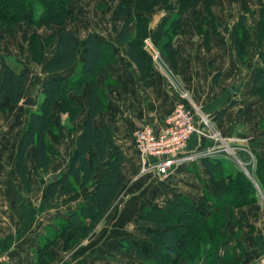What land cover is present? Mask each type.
I'll list each match as a JSON object with an SVG mask.
<instances>
[{"label": "trees", "instance_id": "obj_1", "mask_svg": "<svg viewBox=\"0 0 264 264\" xmlns=\"http://www.w3.org/2000/svg\"><path fill=\"white\" fill-rule=\"evenodd\" d=\"M74 1L0 0V29L4 28L3 30L11 32L19 25L51 27L52 23L57 22L62 25L63 19L72 14L70 6ZM196 1L199 0H184L185 5H182L176 14L177 18H164L159 25L161 34L158 33V36L162 37L165 34L167 23L179 26V13ZM161 4L168 11L173 10L168 0H121L114 10V16L122 17L125 21L117 40L120 44L126 45L127 56L136 65L142 80L150 75V67L142 41L146 33L147 17L140 13L146 15ZM246 20L245 16L241 17L240 22L235 23L230 30L235 38L236 50L239 52L242 51L243 41L246 39V36L242 37ZM134 21L137 32L135 37L128 29ZM262 23L261 34L264 36V19ZM224 32L228 33L229 30L224 28ZM240 32L242 34H239ZM47 39L54 46L52 56L45 59L47 49L38 42L34 48L36 55L32 52L30 60H37L43 64L44 70L53 77L42 83V99L30 113L27 126L21 134L15 171L24 188L29 191L32 185L27 174L28 149L34 147L35 168L47 172L55 155L56 147L53 144L57 141L55 133L57 117L53 107L56 103L61 106L65 104L75 109L73 112L75 115L77 109L81 111V107L73 103L74 99L70 95L85 96L87 113L81 125V134L75 140L68 167L59 178L50 181L47 187L50 199H54L60 192L72 195L81 191L84 196L78 208L69 212L66 220L60 223L57 232L43 239L40 248L35 251L34 264L52 263L56 260L54 248L61 247L62 251L68 252L88 238L106 216L123 185L120 170L124 158L121 148L114 142L112 127L106 124L96 126L94 123L95 118L106 107L97 82V74L99 68L107 63L103 60H107L105 55L111 48L99 43L92 34L81 44L62 27L52 31ZM170 40H164L158 43V46L162 52L172 57L175 50ZM3 60L0 39V65ZM111 61L112 59H108V62ZM262 61L264 64V55ZM2 66L0 113H3L5 108L20 103L27 83L25 74L7 64ZM70 71H76V75L57 76ZM218 80L219 74L214 77L213 83L217 85ZM255 83L261 86L259 97L264 100V66L257 71ZM224 113L225 109L221 110L217 120H221ZM201 164L214 194L204 193L201 204L177 196L168 200L161 208L142 205L136 214L139 222L137 228L152 242V250H143L132 238L124 237L118 244L117 251L125 254L134 253L143 264H172L176 260L177 264L179 261L180 264H216L217 251L220 245L227 241L223 230L227 229L230 214L235 208L256 202L257 196L249 178L225 158H202ZM254 174L264 189V158L260 156H256ZM231 192L234 195L231 196ZM143 223L148 227L143 226ZM223 259L230 264L228 259L225 257ZM238 263L239 258L233 261V264Z\"/></svg>", "mask_w": 264, "mask_h": 264}, {"label": "crops", "instance_id": "obj_2", "mask_svg": "<svg viewBox=\"0 0 264 264\" xmlns=\"http://www.w3.org/2000/svg\"><path fill=\"white\" fill-rule=\"evenodd\" d=\"M116 3L118 4L119 2L116 1ZM164 14H166V12L163 13L162 11H157L151 16L150 32H153L158 23V19L162 18ZM67 31L71 33L70 30ZM114 32L115 30L110 33L91 32L96 34V38L99 35L100 40L103 41L99 43L103 45L110 43L114 47V53L116 55L114 64L110 65L106 71L108 77L107 81L109 82H107L106 85H100V91L106 102L105 105L107 106L95 118L94 123L96 126L106 124L112 127L114 142L121 148L124 158L120 170V178L123 180L124 184L122 174L125 175L124 173L127 170L132 171V169L140 168L141 165L139 154L134 146L133 140L131 139V132L136 126L144 123L149 124L155 132H159L164 125L165 118L174 108L176 95L174 91H172V93L170 92V79L159 71L152 75L151 78H149L150 75L145 80L140 78V73L136 65L127 56L126 45L120 44L119 42L116 43L115 39H113ZM91 33L89 32V34ZM71 35L77 42L83 44L85 39L84 36H81V38L80 36H74L73 33H71ZM109 36L112 37L109 39ZM147 40L149 44L152 43L155 45L152 36H149ZM183 43L184 42L178 43V45L180 44V46H182L180 49L187 48L186 46H183L185 45ZM219 46L220 44L216 43L214 48L217 49ZM53 52L54 49L50 51V54H47L46 51L45 59L51 57ZM197 59L198 54H195L194 60L197 61ZM200 63L202 66V61L192 63V65H190V70L185 71L187 72L185 84L191 93V98H194V100H191L197 108H200L203 114L210 116L212 122L219 121L217 120L218 113L225 109V113L221 117L222 121L225 122L221 130L222 135L227 138V141H233V145H236L239 141L238 143L242 146H239L240 144H237L236 146L243 148L236 149L237 158H239L242 161V164H245L246 167H249L250 171L254 173L253 169L255 168V164H253V161H255L256 156L264 158V130H262L263 128L259 130L260 127H258V121H260L261 118H264V100L259 97L261 86L255 83L257 71L259 69L255 71L252 79V84H254L256 88L255 95L257 98H254V95L245 91L239 94V99L236 100V98L233 97L234 93L230 91V86L232 85H229L227 89L224 88L223 91L217 92L215 88L211 87L212 84L210 83V79L212 76H208L209 64L201 68ZM1 66L2 65H0V71L3 69V66ZM223 72H225L224 68ZM41 73L42 79L39 84L38 92L32 93L29 91L26 83V89L22 95L20 103L9 106V108L12 107L9 113H11V111L18 112L20 119L25 122L24 125L27 124L30 113L36 109L37 104L42 99V83L46 79L53 77L46 72L44 68ZM74 74L76 75V71L60 73L57 76H72ZM211 81L213 82L212 79ZM241 84L242 83L240 82L237 87H241ZM83 93L85 95V92ZM70 96L74 99L73 103L78 104L81 107L82 125L87 113L86 97L74 96L73 94ZM132 99L133 102H131ZM27 101H30V103L33 101L35 106L25 104L24 102ZM244 103L249 104L251 107L252 116L257 115L258 117L252 123V127L256 132L250 137H243L244 125L247 123L243 121L244 119H247L248 114H250V112H245V110L242 111L243 108H241V104L243 105ZM255 107H257V110ZM60 108V104L56 103L53 110L59 112ZM255 110L258 112L256 113ZM229 113H233V121L236 122V124H234V129L231 131L228 129V123L230 121ZM11 117L13 121L17 120L15 119V114H12L10 118ZM62 118L65 119L66 117L62 116ZM64 119H62L64 124H67ZM80 127L81 126H79V129L76 131L77 133L73 140L72 150L69 157L63 152L62 142L57 150L59 155L52 159V163L46 173L35 168L34 147L28 149L26 153V165L28 167V178L32 185L29 191L24 188L15 171L16 153L19 148L21 136L13 140H0V264H34L35 251L40 248L43 239L46 236H52L57 232L60 223L66 220L68 213L76 210L83 202L84 193L81 191L72 195H64L60 192L58 193V197H55L54 199H50L47 195L48 184L50 181H54L52 180V176L59 178L68 167L73 153L75 140L81 134ZM63 128L65 132L68 131L65 125ZM239 134H241L243 138L237 139L236 135ZM207 136L208 135H202L200 133L191 135L187 142L185 153L197 154L208 148L215 147L218 148L219 155L225 157V155L221 154V152H223V145L219 142H215L212 138ZM238 153H241L243 159L239 157ZM250 158L252 159L251 164ZM154 161V158H148V164H152ZM200 161L201 159H196L178 164L180 165L178 172L187 176L190 181L188 184H184L185 187L181 186L180 189L178 186L172 188L171 190H173L174 197L183 195L187 198H193L199 196L200 193L203 192L200 180L196 176V173L198 172L202 179L206 177L204 170L200 167ZM190 167L192 168L191 170ZM177 168L178 166H174L167 177H173ZM153 175L156 176V173L154 172ZM151 184L152 183H148V187H151ZM209 186V189H207L209 191L208 193L214 194L213 188L210 184ZM171 190L168 189V191ZM140 191H146V189L144 187H140L139 189V185L136 186L132 191L125 194L122 202L115 207L116 209H114L121 212L125 209L124 206L129 200L134 201L131 206L127 207L130 214H137V210L142 205H152V200L147 197L141 201L136 200ZM73 195H79L74 198V202L72 199ZM262 195L264 194L261 192V195L257 196L256 202L244 206L241 209H236L230 214L226 229L229 235L226 233L227 241L222 243L217 251L216 264H227L223 257L228 259L230 264H233V261L237 258H239L238 264H264V198ZM174 197H168V199L160 201L159 203L156 202V204L153 205L161 208L168 200H171ZM65 199H69V202H72L74 208L71 209L72 204H68V200ZM112 206L108 209L107 213L110 209V212L112 211ZM130 207L131 209L129 210L128 208ZM107 213L97 226L104 224L103 222L108 218ZM115 214L116 213L113 215ZM117 216L118 213L113 222L117 220ZM131 219L132 217H130L129 220L122 221V224H116L124 227V229L120 230V233L117 235H115L114 231L112 232V229L107 228L106 226V231L99 235L100 238L96 239V242L100 243L103 249L104 243H115V239H119L121 235L123 237L124 235H127L133 238L143 239L144 237L139 229H135L139 225V222H136V219L135 222H133ZM144 225L145 224L143 223V226ZM110 226L111 225H109V227ZM127 226H129V228H127ZM130 228H134L135 231L133 232ZM231 233L235 234L231 235ZM113 247H115V244ZM147 249L150 248L148 247ZM90 250L91 252L87 253H77L73 256L75 258L72 261H74L75 264H77V262L82 264L84 258L85 260H87L86 257L94 258V255L97 257L95 264H119L122 261L121 254H118V257H116V253L114 254L113 251L99 254L101 251L98 245H93ZM53 251L55 255H57V259L49 264H67V252L62 251L61 247L54 248Z\"/></svg>", "mask_w": 264, "mask_h": 264}, {"label": "rangeland", "instance_id": "obj_3", "mask_svg": "<svg viewBox=\"0 0 264 264\" xmlns=\"http://www.w3.org/2000/svg\"><path fill=\"white\" fill-rule=\"evenodd\" d=\"M116 1L120 2L121 0H98V1L75 0L74 4L73 5L71 4L70 6V10L72 14L63 19L62 25L59 22L52 23L51 27H35V26L19 25L18 27H15V29L11 32L9 30H3L4 28L0 29V39L4 52V60L2 64L10 65L16 71L25 74L26 77L28 78L27 89L32 93L38 92L39 84L41 83V79H42L41 72H43V68H42L43 64H40L37 60L36 61L30 60V54L32 52H34V54L36 55V52L34 51L35 44L39 42V45H42L43 48L47 49V54H50V51H52L54 46L52 43L49 42L47 37L50 35L52 31H55L60 27L70 30L71 33H73V35L76 37L84 36V38L90 35L89 32L110 33L113 30H115L113 39H115V42L118 43L117 35L122 30L125 21L124 18L122 17L114 16V10L118 5ZM168 1L171 4V7L173 9L172 11L166 10L165 6L161 4L158 7L153 8L151 11L147 12L146 15L143 13H140V15L147 17V22L145 21V24L147 26L146 33L142 41H143V50L147 55V58L149 59V67H150L149 78H151L152 75H154L159 71L160 73L165 74L170 79V85H171L170 92L172 93V91H174L176 95L174 108H176L179 104L183 103L185 106H188V108H190L191 110H196L199 111L201 114H203L200 108H197L194 105V102L191 100V99L194 100V98H191V93L187 85L185 84L186 83L185 77L187 76V72L185 71L190 70V65H192V63L200 62V61L203 62L202 66L200 63L201 68L209 64L208 76H212L211 77L212 80L217 74H219L218 85H215L210 79V83L213 85V86L211 85V87L215 88L216 92L223 91L224 88L227 89L229 85H232L230 86V91L234 93L233 97L236 98V100L239 99L238 95L245 91H247V93L254 95V98H257L255 95L256 88L254 84H252L253 83L252 79L255 74V71L258 69L260 70L261 68L263 69L264 66L262 61L264 55V36L261 34V26L263 24L262 22L264 19V0L196 1L194 4H189L188 6L183 8V10L179 13L178 21L180 25L176 27V25L173 26L167 23L165 28L166 31L164 32L165 34L162 33L163 36L160 37L158 36V33L161 34L159 30L160 29L159 25L162 23L163 19L166 17L172 19L177 18L176 14L181 9L182 5H185V2H183L184 0L181 1L168 0ZM157 11H162L163 13L166 12V14L163 15L164 17L161 15L162 18L158 19V23L156 24L153 32H150L151 16ZM243 16H245L247 20L243 26V28L245 29L242 37L246 36V39L243 41L244 46L242 47V51L239 52L236 50L235 42H234L235 38L230 30L235 23L240 22V18ZM224 28H227L229 32L225 33ZM128 29L129 32L134 37L137 35L135 21L129 25ZM32 34L35 36H33ZM91 34L96 36L95 33H91ZM239 34L242 33L240 32ZM37 36L39 39L37 38ZM149 36L153 37L155 45H153L152 43L150 44L148 43L147 38ZM110 37L112 36H109V39ZM33 38H35V40ZM167 39L169 40L171 39L170 41L172 47L175 50V53L172 57L162 52V50H160L158 46V43L164 42V40ZM97 40L99 42H103L100 40L99 35L97 36ZM182 42H184L183 44H185L183 46H186L187 48L180 49V47L182 46H180V44L178 45V43H182ZM216 43L220 44L219 48L217 47V49L214 48ZM106 44L108 47L111 48V51L107 52V55H105L107 60L105 59L103 60L104 62L106 61L107 63L101 66V68H99L98 70L97 82L99 88L101 84L106 85L107 82H109L107 81L108 77L106 71L107 68L110 65L114 64L116 60L114 47L110 43H106ZM109 54L110 56H108ZM195 54H198L197 61L194 60ZM108 59H112V61L108 62ZM223 68L225 72H223ZM240 82L242 84L241 87L238 88L237 85ZM183 89L187 91L189 94L188 100H185L181 97V92L183 91ZM261 89L262 88L260 87V91ZM189 100L191 103L190 105H188ZM131 102H133V99L131 100ZM241 106H242L241 108H243L242 111L245 110V112H250L248 116L246 115L247 119L243 118L244 119L243 122L245 123L247 122L244 125L243 137H250L251 135H254V133L256 132V130H254V128L252 127V123L258 117L257 115L252 116L251 107L249 106V104L244 103L243 105L241 104ZM11 109L12 107L10 108L7 107L5 108V111L3 113H0V134H1L0 140H13L19 138L21 136V133L23 132V129L26 128L27 126V124L24 125L25 123L24 120L20 119L18 112L11 111V113H9ZM255 109L257 110V107H255ZM59 110H60L59 112H55L53 110L55 116L57 117V124L55 128L57 141L55 144H53L56 147V150H55V155L52 157V159L59 155L57 150L58 147L61 146L62 142H63V152L65 153V155L69 157L72 150L73 140L77 133L76 131L79 129V126H81V120H82V110L80 111L77 109V112L74 115L73 112L75 109L65 104H62ZM257 112L258 111H256V113ZM12 114L16 115L15 119L17 120L13 121L12 117L10 118ZM203 115L207 117L209 124L204 127L201 126L200 128L197 129L195 128L194 134L195 133H200L202 135L205 134L208 135L207 137H210L213 140L215 139L216 140V141L214 140L215 142L221 143L223 145L222 146L223 152H221V154L225 155V157L222 156V158H225L227 162L234 165V168L241 170L249 178V180L255 187L256 196H260L261 192L262 194H264V189L261 188L258 180L255 177V174L250 171L249 167H246L245 164H242V161L239 158H237L236 149L243 148L236 146L237 144H240L238 143L239 141L236 140L238 142L236 145L234 144L235 145L234 146L232 144L233 141L231 142L227 141V138L224 137V135H222L221 130L225 122H223L222 119L219 121L212 122L210 116H207L205 114ZM62 116L63 117L65 116L66 118L64 119L62 118ZM62 119H64L67 124H64V121ZM229 119L230 121L228 123V129L231 131L234 129V124H236V122L233 121V113H229ZM64 125L68 130L67 132L63 130ZM144 125L150 126L149 124L144 123L136 126L135 128L133 127L134 129L131 132V139L133 138L132 136L133 132ZM258 127H260L259 130H261L262 128H263L262 130H264V118H261L260 121H258ZM159 132H155V133H159ZM239 135H236L237 139L243 138L241 134ZM239 146L242 145L240 144ZM137 152L139 154V160L141 164L140 168L132 169V171L127 170L124 173L125 175L122 174L124 179V184L116 200L114 201V204L112 206V211L110 212L111 210L110 209L108 212L109 216L107 213L108 218L103 222L104 223L103 225L96 226L95 230L88 236V238L83 240L81 244L76 245L72 250L67 252L66 255L68 260L67 264H75L74 261H72L75 258L73 256H75L77 253L80 252L83 253L91 252L90 249L93 247V245H98L101 251L99 252V254L109 253L111 251H113L114 254L116 253V257H118L117 256L118 254H121L120 256L122 258V261L119 264H143L138 260V258L135 256L134 253L125 254L117 251L118 249L117 246L124 237L132 238L133 241L136 244H139V246H141L143 250H152L153 244L145 236H143L144 237L143 239H137L123 234L124 237L121 235L122 237L120 236L119 239L118 238L115 239V243L112 242L104 243L103 249L100 243L96 242V239L100 238L99 235L106 231V226L107 228L112 229V232L114 231L115 235H117L120 233V230L124 229L123 226L116 225L117 223L122 224V221L129 220L130 217H132L131 221L135 222L136 219V222H138L136 218V213L130 214V212L127 210V207L131 206V204L134 203V201L129 200L128 202H126L124 206L125 209L122 210L121 212L115 210L116 209L115 207L122 202L123 198L125 197V194L129 193V191H132L136 186L139 185V189L140 187H144L146 189V191H140V194L136 197V200L141 201L142 199H145L147 197L152 200L153 202L152 205H153L156 204V202L159 203L160 201H164L165 199H168V197H174L173 190L171 189L174 188L175 186H178L179 189L181 186L185 187L184 184H188L190 181L187 178V176H184L181 172H178L180 165H176L178 166V168L175 170V175L170 178L167 177L165 179L164 178L161 179L157 174L156 176L153 175L154 171H150L147 173L143 169V166L148 163V158H146L138 150ZM182 155L184 156L188 154H186L184 150L181 156ZM238 155L240 158L243 159L241 153H238ZM211 157H221V156L219 155L218 152H216L213 155H209L206 157H199L196 159L211 158ZM251 163H252V159L250 158V164ZM253 164H256V159L255 161H253ZM61 167H62V163H61ZM200 167L202 168V170H204L201 161H200ZM191 169L192 168L190 167V170ZM254 170L255 168L253 169V171ZM196 176L200 180L203 192L200 193L199 196L188 199L198 204H201V198L204 195V193L209 192L207 189H209L210 186H209L208 176L206 173H205L206 177L204 176L205 177L204 179L200 177V174H198V172L196 173ZM148 183H152L151 187H148ZM168 189L171 191H168ZM230 195L232 196L234 195V193L231 192ZM78 196L79 195L77 196L73 195L72 197L73 202H74V198ZM180 196L184 197L183 195ZM262 196L264 198V195ZM56 197H58V195ZM65 200H68V204L70 203L72 204V202H69L70 201L69 199H65ZM243 207L244 206L240 208H235L234 210L241 209ZM72 208H74L73 204L71 209ZM128 209L130 210L131 207ZM114 213L116 214L118 213L117 220L115 222H113V220L116 217V214L113 215ZM210 222L211 221H206V223H210ZM109 225L111 226L109 227ZM127 228H129V226H127ZM135 229L137 230L138 228ZM135 229L133 228L132 231L134 232ZM223 232H225V234L226 233L228 234V231L226 229L223 230ZM234 234L235 233H231V235ZM114 244L115 247H113ZM148 247L150 249H147ZM93 257L94 258L86 257L87 260H85L84 258L82 264H95V260L97 259V257L96 255H94ZM56 259H57V255H56ZM77 264L79 263L77 262ZM172 264H177V260L173 261ZM178 264H180V261Z\"/></svg>", "mask_w": 264, "mask_h": 264}, {"label": "built area", "instance_id": "obj_4", "mask_svg": "<svg viewBox=\"0 0 264 264\" xmlns=\"http://www.w3.org/2000/svg\"><path fill=\"white\" fill-rule=\"evenodd\" d=\"M181 97L188 100V92L183 89ZM208 124L206 116L182 103L165 118L164 127L159 133H155L148 125L136 129L132 134L135 148L146 158L155 159L152 164L145 163L143 169L146 172L154 171L160 178H165L178 164L218 152V148L211 147L197 154L181 156L195 128Z\"/></svg>", "mask_w": 264, "mask_h": 264}, {"label": "water", "instance_id": "obj_5", "mask_svg": "<svg viewBox=\"0 0 264 264\" xmlns=\"http://www.w3.org/2000/svg\"><path fill=\"white\" fill-rule=\"evenodd\" d=\"M25 104L29 105V106H35V103L32 101L30 103V101L24 102ZM57 177L56 176H52V180H55Z\"/></svg>", "mask_w": 264, "mask_h": 264}]
</instances>
